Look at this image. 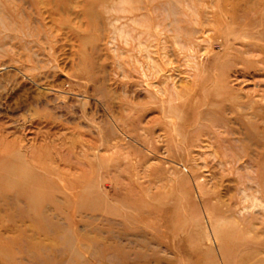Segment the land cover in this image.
Returning <instances> with one entry per match:
<instances>
[{
  "label": "rangeland",
  "instance_id": "374dc122",
  "mask_svg": "<svg viewBox=\"0 0 264 264\" xmlns=\"http://www.w3.org/2000/svg\"><path fill=\"white\" fill-rule=\"evenodd\" d=\"M213 227L264 264V0H0V264H223Z\"/></svg>",
  "mask_w": 264,
  "mask_h": 264
},
{
  "label": "bare ground",
  "instance_id": "6f19581e",
  "mask_svg": "<svg viewBox=\"0 0 264 264\" xmlns=\"http://www.w3.org/2000/svg\"><path fill=\"white\" fill-rule=\"evenodd\" d=\"M207 216H209V214ZM224 223L225 224H228V222H224ZM230 231H231V229L230 228H226V227L225 228H218V227L215 228V227H213L210 230L212 237L213 238H216L218 241H220L219 251H220V255H221L220 257H221V260H222V263L223 264H229L228 261L230 259L229 257L231 256V253L229 252V250L232 247V245H236V242L235 241H237L231 235Z\"/></svg>",
  "mask_w": 264,
  "mask_h": 264
}]
</instances>
